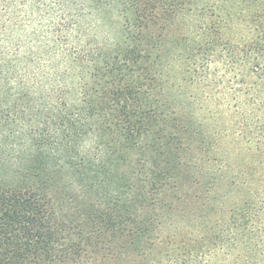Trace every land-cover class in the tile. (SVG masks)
<instances>
[{"label": "trees", "instance_id": "16d2710c", "mask_svg": "<svg viewBox=\"0 0 264 264\" xmlns=\"http://www.w3.org/2000/svg\"><path fill=\"white\" fill-rule=\"evenodd\" d=\"M180 5L0 0V264H264V26Z\"/></svg>", "mask_w": 264, "mask_h": 264}, {"label": "rangeland", "instance_id": "374dc122", "mask_svg": "<svg viewBox=\"0 0 264 264\" xmlns=\"http://www.w3.org/2000/svg\"><path fill=\"white\" fill-rule=\"evenodd\" d=\"M182 5L176 6L174 16L179 19L177 28H188L193 34L202 33V22H218L239 17L250 26H264V0H177ZM204 7L202 11L200 8ZM121 6L116 1L101 3L92 10L91 20L98 25V33L109 41L119 37ZM189 22L187 26L185 22ZM239 25L231 24V34L237 33ZM206 31V30H204Z\"/></svg>", "mask_w": 264, "mask_h": 264}]
</instances>
